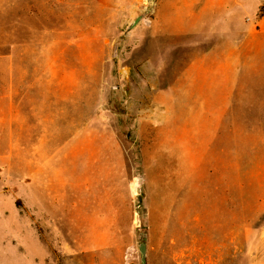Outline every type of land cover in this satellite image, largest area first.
Segmentation results:
<instances>
[{
	"label": "rangeland",
	"instance_id": "rangeland-1",
	"mask_svg": "<svg viewBox=\"0 0 264 264\" xmlns=\"http://www.w3.org/2000/svg\"><path fill=\"white\" fill-rule=\"evenodd\" d=\"M155 2L0 0V264H264V115L159 94Z\"/></svg>",
	"mask_w": 264,
	"mask_h": 264
},
{
	"label": "crops",
	"instance_id": "crops-1",
	"mask_svg": "<svg viewBox=\"0 0 264 264\" xmlns=\"http://www.w3.org/2000/svg\"><path fill=\"white\" fill-rule=\"evenodd\" d=\"M148 28L156 52L160 38L182 39L176 50L180 70L174 85L160 95L199 101L200 114L215 123L234 107L264 115V0H156ZM260 54L262 59L257 58ZM255 76L262 85L258 91L252 84ZM34 95L41 98L39 92ZM8 98V122L26 130V98L22 120L12 113L13 91Z\"/></svg>",
	"mask_w": 264,
	"mask_h": 264
},
{
	"label": "water",
	"instance_id": "water-1",
	"mask_svg": "<svg viewBox=\"0 0 264 264\" xmlns=\"http://www.w3.org/2000/svg\"><path fill=\"white\" fill-rule=\"evenodd\" d=\"M143 15L137 16L128 29H131L133 26H135L141 19ZM137 240L139 243L137 244V250L139 252L140 256V263L146 264V256H147V233L145 232H138L137 234Z\"/></svg>",
	"mask_w": 264,
	"mask_h": 264
}]
</instances>
